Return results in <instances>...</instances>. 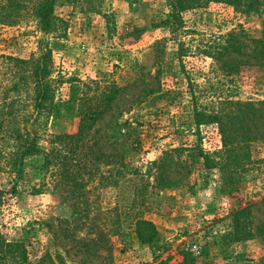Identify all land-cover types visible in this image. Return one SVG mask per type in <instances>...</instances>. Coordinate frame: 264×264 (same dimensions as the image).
<instances>
[{"label":"rangeland","instance_id":"rangeland-1","mask_svg":"<svg viewBox=\"0 0 264 264\" xmlns=\"http://www.w3.org/2000/svg\"><path fill=\"white\" fill-rule=\"evenodd\" d=\"M22 1L31 8L40 0ZM56 15L68 31L64 39L46 38L58 91L50 123L37 129L43 152L28 159L22 179L0 171L6 240L25 244L30 264L46 255L53 260L44 264H182L186 254L195 264H264V146H253L249 172L227 186L200 157L223 149L219 127L199 129L194 120L196 105L213 110L227 100L264 102V65L252 58L253 41L264 40V15L211 3L185 15L180 41L166 24L167 0H61ZM229 35L244 45L241 56H218ZM42 38L30 14L18 26L0 23L4 114V101L18 95L6 58L31 59ZM114 85L120 94L89 138L97 155L64 156L65 175L80 180L75 194V185L48 167L51 140L75 134L81 101ZM88 159L94 164L84 166ZM244 208L252 212L253 236L240 243L232 215ZM139 221L155 225L154 245L139 241ZM101 233L112 242L110 260L101 252L90 258L77 245Z\"/></svg>","mask_w":264,"mask_h":264},{"label":"trees","instance_id":"trees-1","mask_svg":"<svg viewBox=\"0 0 264 264\" xmlns=\"http://www.w3.org/2000/svg\"><path fill=\"white\" fill-rule=\"evenodd\" d=\"M61 0H40L29 8L22 0L0 1V23L7 26H18L31 15L36 21L38 32L43 36L40 40V53L29 60L6 58L13 72L15 86L18 93L16 99H6L3 109L0 110V168L12 176L22 179L28 159L42 154L38 128L47 126L55 112V98L58 91V81L53 78L54 59L53 50L47 42L50 35L61 39L66 38L68 25L56 15L57 4ZM211 3L224 4L236 9L241 14L252 16L264 15V0H167L170 9V19L166 21L174 33L176 40L186 34L185 15L196 10L204 9ZM186 36V35H185ZM182 40V38H181ZM180 41V40H179ZM256 45L254 58L259 66L264 65V40L253 41ZM244 45L235 35H229L226 45H223L219 57L224 55L241 56ZM184 48L180 46L179 56L183 58ZM219 57H217L219 59ZM251 58V57H250ZM250 60V59H248ZM249 61H246L248 64ZM238 67H236L237 69ZM20 93V94H19ZM120 89L115 85L104 91L83 100L79 107V126L75 134H56L51 140L50 154L47 155V164L55 166L56 174L61 175L64 182L75 185V194L79 191L78 176H67L69 161L65 155L73 152L76 155L89 151L97 155L93 147H89L90 135L96 125L112 110ZM195 125L200 129L205 125H217L222 138L223 149L214 155L200 153L204 166L208 170H218L227 186H235L240 182L253 164V146H264V102L253 104L242 101L227 100L220 103L213 110L196 105L194 110ZM52 156L54 159L51 161ZM84 166L94 164L88 159ZM78 165H83L78 162ZM162 183H167L165 174L161 175ZM68 180V181H67ZM72 182V183H71ZM1 194V192H0ZM252 212L250 208L236 211L232 215L235 242L251 240ZM136 235L144 245H154L158 232L155 225L149 221L137 223ZM80 250L88 255L95 256L102 253L105 259L110 260L113 253L111 240L104 234L89 240H76ZM53 260L46 255L38 264H44L45 259ZM58 259L62 260L61 255ZM192 255L186 254L182 264H195ZM0 264H30L29 253L25 244L9 242L0 232ZM167 264V263H161Z\"/></svg>","mask_w":264,"mask_h":264}]
</instances>
